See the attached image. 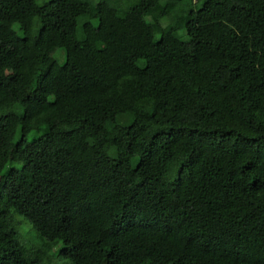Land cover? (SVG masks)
Segmentation results:
<instances>
[{
    "label": "trees",
    "instance_id": "16d2710c",
    "mask_svg": "<svg viewBox=\"0 0 264 264\" xmlns=\"http://www.w3.org/2000/svg\"><path fill=\"white\" fill-rule=\"evenodd\" d=\"M8 104L0 264H264V0H0Z\"/></svg>",
    "mask_w": 264,
    "mask_h": 264
},
{
    "label": "rangeland",
    "instance_id": "374dc122",
    "mask_svg": "<svg viewBox=\"0 0 264 264\" xmlns=\"http://www.w3.org/2000/svg\"><path fill=\"white\" fill-rule=\"evenodd\" d=\"M49 0H37L38 3L40 4H46ZM189 1V0H188ZM195 1V0H194ZM13 28L14 30L22 35L23 34V31L21 30L20 26L18 23L14 24L13 25ZM79 33H81V30L79 28ZM180 36L183 38V39H186L188 38V35L186 34V31L183 30L181 31L180 33ZM54 56L57 58V60L59 61L60 64H63L65 61H66V55H65V49L63 47H59L56 49V51L53 53ZM7 74L9 75H12L14 73V70L12 68H9L7 71H6ZM15 110V105H12V104H8L5 106L4 110H2L0 112V117L3 118V121L5 124H9L12 120V114H13V111ZM42 134L41 131H32L29 135H28V141H34L35 139H37L38 137H40ZM21 166V163L18 159V151L17 150H13L12 151V158L10 160V163L5 167V169L3 170V172L0 174V180L2 179V177L4 176V174L11 168V167H16V168H20ZM0 211L5 213V214H10V211L11 209L9 207H7L6 205H3V204H0ZM16 218L20 221V224L22 225L21 226V229L23 231H29L30 230V223L24 218L22 217L21 215H16ZM38 241V240H37ZM61 246V243L56 246L53 250H49L48 254H55L59 248ZM59 263H61V261H59Z\"/></svg>",
    "mask_w": 264,
    "mask_h": 264
}]
</instances>
